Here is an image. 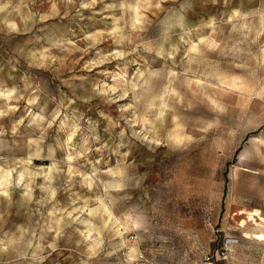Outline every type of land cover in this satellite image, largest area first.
Instances as JSON below:
<instances>
[{
  "label": "rangeland",
  "instance_id": "374dc122",
  "mask_svg": "<svg viewBox=\"0 0 264 264\" xmlns=\"http://www.w3.org/2000/svg\"><path fill=\"white\" fill-rule=\"evenodd\" d=\"M254 210L264 0H0V264H264Z\"/></svg>",
  "mask_w": 264,
  "mask_h": 264
},
{
  "label": "built area",
  "instance_id": "2783aa9c",
  "mask_svg": "<svg viewBox=\"0 0 264 264\" xmlns=\"http://www.w3.org/2000/svg\"><path fill=\"white\" fill-rule=\"evenodd\" d=\"M239 243L240 239L238 237L233 235L225 236L222 249L216 253L217 258L219 260L228 259L229 255L233 252L234 247ZM206 262V264H214L215 261L212 255L206 256Z\"/></svg>",
  "mask_w": 264,
  "mask_h": 264
},
{
  "label": "bare ground",
  "instance_id": "6f19581e",
  "mask_svg": "<svg viewBox=\"0 0 264 264\" xmlns=\"http://www.w3.org/2000/svg\"><path fill=\"white\" fill-rule=\"evenodd\" d=\"M243 214H247L248 215V218L250 221H253L255 223L259 221H264V218L261 216V213L259 210H254V211H251V212H243ZM245 222L246 221H243L242 222V225L245 226ZM246 237V236H245ZM251 236L247 235V238H250ZM256 239L260 240V241H264V235H258L256 236Z\"/></svg>",
  "mask_w": 264,
  "mask_h": 264
}]
</instances>
